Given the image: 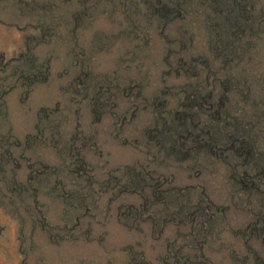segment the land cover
Returning a JSON list of instances; mask_svg holds the SVG:
<instances>
[{
    "label": "rangeland",
    "instance_id": "374dc122",
    "mask_svg": "<svg viewBox=\"0 0 264 264\" xmlns=\"http://www.w3.org/2000/svg\"><path fill=\"white\" fill-rule=\"evenodd\" d=\"M0 264H264V0H0Z\"/></svg>",
    "mask_w": 264,
    "mask_h": 264
},
{
    "label": "trees",
    "instance_id": "16d2710c",
    "mask_svg": "<svg viewBox=\"0 0 264 264\" xmlns=\"http://www.w3.org/2000/svg\"><path fill=\"white\" fill-rule=\"evenodd\" d=\"M221 132H222V130H219V129L216 130V133H217L218 135H220V136L223 135V134L221 135ZM218 135H216V136H218ZM238 137H239V136H238ZM238 137H237V140L239 139ZM244 137H245L244 135L240 137V141H239V143L244 142V141L242 140V139H244ZM219 139H220V137H218V140H219ZM216 142H217V141H216ZM223 142H224V141H221V144H222V145H225V143H223ZM235 153H236V152H235ZM235 153H234V154H235ZM238 156H239V153H238ZM259 158H260V156H259Z\"/></svg>",
    "mask_w": 264,
    "mask_h": 264
}]
</instances>
